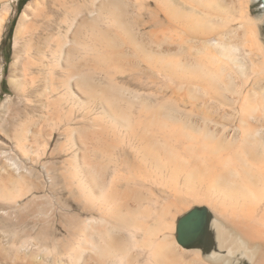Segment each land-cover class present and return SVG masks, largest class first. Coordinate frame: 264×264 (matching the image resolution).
<instances>
[{"label":"bare ground","instance_id":"bare-ground-1","mask_svg":"<svg viewBox=\"0 0 264 264\" xmlns=\"http://www.w3.org/2000/svg\"><path fill=\"white\" fill-rule=\"evenodd\" d=\"M129 1L19 16L0 264H264L263 0H134V28Z\"/></svg>","mask_w":264,"mask_h":264},{"label":"rangeland","instance_id":"rangeland-1","mask_svg":"<svg viewBox=\"0 0 264 264\" xmlns=\"http://www.w3.org/2000/svg\"><path fill=\"white\" fill-rule=\"evenodd\" d=\"M30 1L31 0H17L15 2H12L10 6L9 22L6 25V28H5L6 30H4L3 32L2 40L0 44V103L5 101L6 99H10V103L17 102V97L15 96L13 88H16L15 80L19 74L20 69H19L18 64L17 66H11V64L13 63L15 52H17V50L19 49L21 45H20V40L15 39V30H16L17 22H18L21 12L23 11L25 5L29 3ZM137 7L138 6L134 0H130L129 2L126 3V10L128 11L127 16L130 17V20H132L131 22H132L133 28L136 27L133 21L135 20L138 14L139 8L137 9ZM249 7L251 10L252 17L253 18L255 17L254 19H256V15L253 11L252 0H249ZM132 8H134L136 11H134V9ZM24 117L25 116H23V119H25ZM4 127H6V125ZM40 150L42 151L41 148L37 150L38 151L37 155L41 154ZM44 201H50V200L47 198L46 199L44 198ZM196 206H199V204H190L189 208L187 207L186 211H189L192 208H195ZM55 228L60 229L59 224H57ZM55 238L46 237L44 239H28L29 242L27 241V244L29 245L31 250L33 252H36L41 258L51 261L56 256V254H58L61 250L60 248L61 246L58 243L59 239L57 238L58 239L57 240ZM33 243L35 244L32 245ZM187 253L189 254L190 252H187Z\"/></svg>","mask_w":264,"mask_h":264},{"label":"water","instance_id":"water-1","mask_svg":"<svg viewBox=\"0 0 264 264\" xmlns=\"http://www.w3.org/2000/svg\"><path fill=\"white\" fill-rule=\"evenodd\" d=\"M263 2H264V0H263ZM196 212H198V211H196ZM189 221V220H188ZM190 222V221H189ZM192 224V223H191ZM200 228H201V219L198 217L197 218V223H196V225H195V227H194V231H198V230H200ZM181 239H179V242L180 243H184V242H182V241H180Z\"/></svg>","mask_w":264,"mask_h":264}]
</instances>
